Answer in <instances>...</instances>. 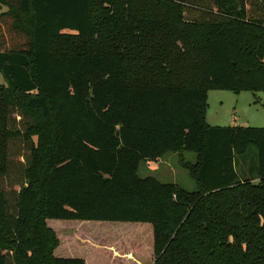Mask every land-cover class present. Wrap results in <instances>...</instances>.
Returning a JSON list of instances; mask_svg holds the SVG:
<instances>
[{"label":"trees","instance_id":"trees-1","mask_svg":"<svg viewBox=\"0 0 264 264\" xmlns=\"http://www.w3.org/2000/svg\"><path fill=\"white\" fill-rule=\"evenodd\" d=\"M0 9V264H264V129L206 122L264 92V0ZM168 153L194 192L137 175Z\"/></svg>","mask_w":264,"mask_h":264},{"label":"rangeland","instance_id":"rangeland-1","mask_svg":"<svg viewBox=\"0 0 264 264\" xmlns=\"http://www.w3.org/2000/svg\"><path fill=\"white\" fill-rule=\"evenodd\" d=\"M0 85H5L1 74ZM207 104L206 122L211 127L264 129V92L234 93L229 91H209L207 93ZM183 159L184 161L194 162L195 156L193 154L184 153ZM179 163V154L168 153L162 159L155 162H141L137 175L140 178L151 177L162 184H174L185 191L194 192L196 190L195 183L188 176L187 172L180 167ZM250 168V164H247L246 167H244L247 173ZM54 222L55 221L49 222V226L58 231L61 227ZM91 225L92 226L86 225V228L94 229L93 232H95V229L97 228L103 229L105 227L110 229L115 228L116 226L135 227L133 224L125 225L117 223H93ZM78 228L79 227L77 226V229ZM93 232L89 231L90 234ZM60 252L67 254L68 251H65V246L63 245V249H61Z\"/></svg>","mask_w":264,"mask_h":264},{"label":"crops","instance_id":"crops-1","mask_svg":"<svg viewBox=\"0 0 264 264\" xmlns=\"http://www.w3.org/2000/svg\"><path fill=\"white\" fill-rule=\"evenodd\" d=\"M4 11L3 9H0V12ZM149 165V164H148Z\"/></svg>","mask_w":264,"mask_h":264}]
</instances>
